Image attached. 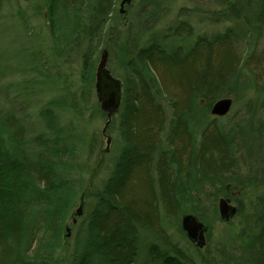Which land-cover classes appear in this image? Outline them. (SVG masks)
<instances>
[{
  "label": "trees",
  "instance_id": "1",
  "mask_svg": "<svg viewBox=\"0 0 264 264\" xmlns=\"http://www.w3.org/2000/svg\"><path fill=\"white\" fill-rule=\"evenodd\" d=\"M54 1L76 19L58 46L33 24L54 7L0 0V25L40 33L28 67L0 53V264H264V0H202L166 27L172 0L132 1L123 14L115 0ZM107 46L123 101L102 153L96 52ZM224 98L231 111L211 115ZM221 197L238 214L196 248L182 219L223 222Z\"/></svg>",
  "mask_w": 264,
  "mask_h": 264
},
{
  "label": "rangeland",
  "instance_id": "2",
  "mask_svg": "<svg viewBox=\"0 0 264 264\" xmlns=\"http://www.w3.org/2000/svg\"><path fill=\"white\" fill-rule=\"evenodd\" d=\"M34 3H37V1H34ZM171 3L172 4H168V7H170L169 14L162 21L161 27H166V25L174 19L178 11L180 10L190 11L198 6L200 7L201 5H204L202 0H172ZM50 6H52V12H53V7L56 9V13H55L56 15H53V13H51L52 15L48 14L47 17L43 15L41 20L34 21L33 24L35 25V27H39V25L42 22L43 25L42 31L49 39L50 44L52 46L62 45L69 41V38L74 32V27H75L74 22L76 21V19L70 16L67 17L66 10L60 4L55 3L54 0H42V9L44 11L45 9H47V7ZM125 9L126 7L124 8V11ZM68 18L69 19L71 18L70 23L65 22L66 19ZM199 27L201 30H203L204 32L206 31V33L208 34L218 33L222 31V26H210V25L205 26L204 24H199ZM52 37H54L55 40ZM33 49H40V33L38 35L36 34L33 38H30L26 35L24 31V27L19 25L17 22L11 21L9 19H6L4 23L0 25V53H2L4 56L6 55L7 59L11 62L12 67L15 66V69H18L19 67H28V64L25 63V62L28 63L27 54L30 53ZM77 65H78V61H77ZM94 125L96 129L99 130L100 133L102 134L106 124L102 121H98L95 122ZM106 136L110 137L108 134H106ZM106 136L103 133V137L101 141L103 142L102 144L103 150L101 149L102 153H105L104 150H108L109 148H111V143L108 148ZM98 152L99 151H97L96 153ZM231 195L237 196L238 192L231 191ZM231 197H221L220 200L230 199V204L233 207L237 208V214H238V207L233 202V199ZM202 202L205 203L204 204L205 206L208 205L207 201L202 200ZM188 214L189 213L185 215ZM237 214L234 217H232L230 221L234 220ZM74 217L78 218L76 214H74ZM207 223L208 224L206 225L204 224V225L208 228V230L210 228L211 233H213L212 237H214V240L222 234V231L225 230V227L227 225L226 222L214 221L213 223L210 220H208ZM229 228L231 230L233 229V227H229ZM207 234L208 233L205 234L206 243L208 239Z\"/></svg>",
  "mask_w": 264,
  "mask_h": 264
},
{
  "label": "water",
  "instance_id": "3",
  "mask_svg": "<svg viewBox=\"0 0 264 264\" xmlns=\"http://www.w3.org/2000/svg\"><path fill=\"white\" fill-rule=\"evenodd\" d=\"M132 1L137 0H124L126 5ZM108 53L107 51L102 54L101 60L98 63L96 76V91L97 99L100 103L101 109L107 114L108 121L106 123L104 132L109 127L112 119L116 116L121 108L123 101V83L121 80L114 77L107 69ZM233 106V100L231 98H224L214 104L211 114L216 117H223L227 115ZM111 143V139L107 141L108 147ZM82 204L76 210V216L81 217L83 214ZM219 212L223 222L228 223L232 217L237 214V208L230 204V199H222L219 203ZM76 219L73 220V223ZM182 228L188 240L199 249L206 247V233L208 228L197 218L188 214L182 219Z\"/></svg>",
  "mask_w": 264,
  "mask_h": 264
},
{
  "label": "bare ground",
  "instance_id": "4",
  "mask_svg": "<svg viewBox=\"0 0 264 264\" xmlns=\"http://www.w3.org/2000/svg\"><path fill=\"white\" fill-rule=\"evenodd\" d=\"M113 7H114V10H116L117 9V13L118 14H122V13H124V8L126 7V3H124V0H115L114 1V4H113ZM134 15H137V14H134ZM114 16H116L115 14H114ZM113 15H109V17H114ZM133 20V22H134V24L136 25L137 24V19H136V17L135 18H133L132 19ZM112 22H114L115 23V26L116 27H120V25H122L123 23H124V19H122V18H119V17H117V18H113L112 19ZM220 26H222V31L221 32H223V30L225 29V27L226 26H228V23L227 24H223V25H220ZM203 30H201L200 29V27H199V25L198 24H196V25H194V32H193V34H195V35H204L205 33H206V31L204 32H202ZM120 41H124V39L121 37L120 39H119ZM119 40H118V42H119ZM119 44H120V42H119ZM183 44H185L184 43V41H183ZM106 49H104L101 53H100V51H97L96 52V55H98V57H99V59L101 60V57H102V54L104 53V52H106L107 51V53H108V46L107 47H105ZM34 50H37V49H34ZM108 56H109V54H108ZM115 77V76H114ZM118 79V78H117ZM120 80V79H119ZM7 83H10V79H7V81H6ZM96 82H97V76H95V95H97V91H96ZM122 82V81H121ZM97 97V96H96ZM98 100V99H97ZM13 105H15V106H21V105H26L25 104V102H23V101H19V102H16V101H12L11 102ZM9 104V105H11V106H13L12 104ZM212 115V114H211ZM29 127H31V128H33L36 124H37V120H35V119H30V121H29ZM103 133H104V135L106 136V134H107V130L104 132V130H103ZM107 137V141L110 139V137H108V136H106ZM84 210V207H83V205H82V211ZM75 214V213H74ZM68 227V226H67ZM69 228V227H68ZM68 228H66L67 230H68V234L70 233V229H68ZM70 235V234H69Z\"/></svg>",
  "mask_w": 264,
  "mask_h": 264
}]
</instances>
